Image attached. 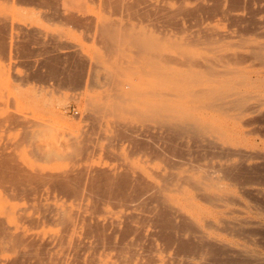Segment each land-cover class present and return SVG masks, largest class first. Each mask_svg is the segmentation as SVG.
I'll return each instance as SVG.
<instances>
[{
	"label": "bare ground",
	"instance_id": "obj_1",
	"mask_svg": "<svg viewBox=\"0 0 264 264\" xmlns=\"http://www.w3.org/2000/svg\"><path fill=\"white\" fill-rule=\"evenodd\" d=\"M3 1L44 9L42 16L52 21L80 23L81 17L72 7L73 0ZM193 1L194 6L190 7ZM240 1L223 0L227 7L222 15L233 22L239 20L241 14L236 12L241 10ZM88 3L98 18L125 14L138 23V26L130 22L124 25L112 19L95 23L96 18L88 12L82 17L88 24L94 21L95 34L103 39L109 52L121 37L129 40L128 49L122 52L125 55L112 63L107 80L112 92L109 99L116 106L115 114L109 112L113 116L110 124L118 135H98L95 140L90 136H75L72 152L67 157L71 160L68 167L49 165L48 158L52 161V156L39 148L33 152L40 163L32 164L21 158L24 155L18 148L30 135L15 144L0 147V264H174L179 258L191 257L204 264L205 256L213 263L221 255L229 257L228 254L242 259L241 253L205 232L210 222L205 219V209L200 203L222 201L226 189L222 181L237 186H251L254 181L241 182L238 179L241 177L232 174L240 168L227 165L216 167L219 176L213 182L205 172L199 173L204 168L199 160L205 153L231 152L223 147L224 140L228 139L226 129L205 124V101L210 105L238 107L241 113H246L244 105L249 97L225 90L223 85L228 79L205 81V68L210 70L208 65L200 67L187 54L178 51V47L189 45L188 41L192 40L185 34V25L189 30L193 27L186 18L195 15L196 19L195 11L204 14L209 6L205 0H88ZM208 12L210 19L211 10ZM144 23L147 27L140 28ZM202 38L205 39L199 37ZM7 40L9 38L0 36L1 52L8 48ZM196 67L203 70H193ZM119 70L128 76H133L136 70L143 71L146 78L142 79L141 88L137 82H122L117 75ZM50 73L52 77L55 74ZM78 76L74 78L80 79ZM205 82L221 86L213 88L205 86ZM257 82L262 83L264 79ZM140 106H146L147 112ZM135 117L144 118L145 130L137 126ZM102 139L117 149L128 143L130 155L141 151L147 157L145 167L112 153L108 146L99 144ZM100 153L124 161L118 166L87 165L93 159L98 160ZM235 154L240 159H264V155L243 150H236ZM126 159L129 160L127 156ZM243 168L250 171L253 167L245 165ZM211 187L220 194L208 192ZM247 192L263 200L262 191L248 189ZM263 205L264 202L260 206ZM90 250L93 254L81 259V254ZM71 252L73 262H64ZM220 261L222 264L223 260ZM245 262L242 263L249 264ZM183 264H194V261Z\"/></svg>",
	"mask_w": 264,
	"mask_h": 264
},
{
	"label": "rangeland",
	"instance_id": "obj_2",
	"mask_svg": "<svg viewBox=\"0 0 264 264\" xmlns=\"http://www.w3.org/2000/svg\"><path fill=\"white\" fill-rule=\"evenodd\" d=\"M241 1L239 2L240 5L242 4L241 10L236 12L241 14V18L233 22L222 15L227 2L205 0L209 9H206L204 14L197 10L198 12L195 11L196 19L193 18L195 15L186 18L190 22L188 25L192 24L193 27L191 26L189 30L185 25L187 27L185 34L192 37V40L188 41L191 42L188 43L189 45L178 47V51L187 54L200 67L202 64L208 65L210 70L205 68V81L228 79V83L223 85L225 90L249 97L244 105V108L248 110L246 113H241L238 107L210 105L209 101H205V124L215 129H226L228 139L224 140L223 147L230 149L231 152H223L224 155L205 153V157L199 160V165L204 167L199 173L205 172V175H209L212 181L216 182V177L219 176V173H216L218 171L216 167L224 168L232 165L236 169L240 168L232 174L237 178H247H243L244 180L238 178L241 182L254 181V184L237 186L231 182L222 181L221 184L226 186L222 201L200 204L205 209V219L210 222L208 227L205 226V232L243 256L241 259L231 254H228L229 257L221 255L218 257L220 260L226 259L227 264H232L233 260L235 264H243V261H246L245 263L249 261V264L250 262L264 264V233H260V231L264 232V205L260 206L264 202V196H261L263 200L260 204V200L247 192L248 189H257L264 193V178H262L264 159L253 157L240 159L235 154L236 150H243L251 154L264 155V82H257L264 79V0ZM194 3L195 1L191 2L189 6H194ZM11 4L0 0V36L9 38L5 43L8 47L4 48L5 53L0 50V147L15 144L25 135H30V138H27L29 140H25L18 148V151L24 155L21 158L32 164L40 163L33 152L39 148L50 153L49 157L52 156V161L51 157L48 158L49 165L68 167L71 164L68 156L72 152V140L75 136H90L95 140L98 135H118L110 124L113 116L109 112L112 111L115 114L116 106L114 101L109 99L112 92L107 80L111 76L112 65L125 55L122 52L128 49L129 40L125 36L121 37L119 42L114 43L113 50L109 52L103 39L95 34V23L96 21L106 22L107 19L121 21L124 25H128L127 22L131 25L138 23L125 17V14L108 18L100 15L98 18V14L91 9L88 0L72 1L74 11L81 17L78 24L54 19L52 21L42 16L45 13L44 9ZM169 4L177 6L173 2ZM212 6L217 8H214L216 11ZM210 10L209 19L208 11ZM87 12L96 18L95 23L93 21L90 25L85 22V18H82ZM11 17H13L12 20ZM139 27L144 29L147 26L144 23ZM218 36L222 39L219 38V40ZM199 37H205V39H199ZM259 48H261L260 51ZM126 54L129 55L128 52ZM193 70L202 71L203 69L193 68ZM49 71L55 72L53 77ZM77 75L80 79L74 78ZM117 75L122 82H137L140 88L142 79L145 81L146 78L141 70H136L133 76H128L119 70ZM248 78L253 81H247ZM205 86L219 88L221 85L216 82H205ZM140 108L143 112H147L146 106H140ZM100 113L103 115L101 116ZM143 119L142 117L137 119L136 123L138 127L145 130L146 124L142 122ZM99 144L103 147L108 146L112 153L121 156L131 164L141 167L143 164L146 165L144 162L147 157L144 153L139 151L130 155L127 152L128 143H124L123 147L119 148L121 151L116 146L107 145L103 139L99 141ZM99 155L97 158L94 157L98 160L93 159V162L90 161L87 165L118 166L124 161L118 157H107L105 154L102 156L101 153ZM245 165H252V170H244ZM255 165H259V170L263 171H259ZM252 178L256 179L252 180ZM207 191L219 193L212 187ZM91 254H93L91 250L82 253L81 259ZM218 258L212 262L219 261L217 264H221ZM73 259L71 252L65 256L64 262H73ZM177 261L174 264H183L184 261H194V264L203 263L194 257L187 260L179 258ZM223 261L222 264H225ZM207 263L213 264L211 259L205 256L204 264Z\"/></svg>",
	"mask_w": 264,
	"mask_h": 264
}]
</instances>
